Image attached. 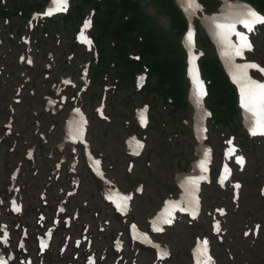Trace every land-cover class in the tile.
<instances>
[{
    "label": "rangeland",
    "instance_id": "obj_1",
    "mask_svg": "<svg viewBox=\"0 0 264 264\" xmlns=\"http://www.w3.org/2000/svg\"><path fill=\"white\" fill-rule=\"evenodd\" d=\"M4 1L5 4L10 5L11 0ZM25 1L30 2L32 0ZM38 1L44 5L47 0ZM244 1L250 2L258 8V6L253 2L249 0ZM70 2L72 7L70 9L71 12H78V16L75 17L76 19H70L71 21L69 23H66L67 28L61 25L59 27V30L56 29L57 31H59V33L55 37V39H53V37H50V40H42V42L45 43L48 47L46 50H51L55 56V59L57 58V61H55L54 65L55 72L51 74H65L75 72V65L79 64L82 58L90 57V55L84 52L80 47H76V51H73V56L70 60L71 64H69L67 62L68 59H66V53L69 52L65 51L63 54V48L60 47L61 45H64L63 42L69 41L71 39V35L77 28L79 22L82 18L90 13L91 9L90 3H83L80 0H70ZM20 4L24 5V3ZM219 4L215 6V2H213L212 6L210 7L213 9L207 8L206 10L217 11ZM74 5L76 8L73 7ZM146 10L153 13V10L149 5H147ZM205 13L209 15L208 12ZM55 19L59 21L60 18ZM190 19L197 24V37L198 44H200L199 46L203 48L208 57H212L213 53L211 45L207 44L206 46L201 44V38L204 36V31L201 27L202 12H200L199 15H194L192 18L189 16V20ZM57 21L48 20L46 23L41 22L40 25L45 28L49 24H52L53 28L55 29L57 26H59L60 23V21L59 23ZM61 21L64 22V19ZM158 21L164 29H168L169 19L167 15L160 16ZM2 23L5 25V20H1L0 24ZM19 24H23L25 26V21L22 15L14 14L13 16H11V21L4 26L7 29L4 37L6 40L9 39L8 33H15L16 27ZM36 31L37 30H35L34 32ZM102 31L103 28L101 26L94 25L90 32L92 33L90 35V39L96 52L100 53L101 50H103V54H109V46L98 40V35H101ZM123 34V39L112 36V42H119L125 45L126 48L124 53H127L129 55L135 54L139 56H141L142 54H153L149 49H144L143 51H141L138 46H133L132 44L133 41H136V43H139L141 41L143 36L142 31H140L139 33L137 31H134L133 34L123 32ZM56 42L59 45H56ZM64 48L68 47L65 46ZM4 49L7 50L8 45H4ZM72 50H74V48ZM45 51L38 53L37 59L39 61L45 60ZM90 51L94 52L93 49ZM246 59L255 61L262 66L263 71H259L258 73L255 72L257 76H260L259 74H264V27L258 30L256 35L253 36L252 49L248 53ZM137 60L138 61L134 62V67L132 68L133 70L142 68V62L146 61L147 59L145 57H140ZM129 64V61H123L122 68L131 69ZM145 64L147 66V63ZM9 68L13 72L11 75L12 78L7 79L6 82L5 80H3L2 82L0 81V120L4 118L5 111L2 93L8 92L10 88L12 91V86L15 84L14 80H16L18 77V67L10 65ZM149 68L152 69L151 65L149 66ZM143 69L144 68H142V70ZM34 70V73H39L40 78V74L43 71L42 66L38 67L36 65ZM150 78L151 80H154V77L148 76V79ZM49 79L51 80V75ZM36 81L38 80L36 79ZM124 82L125 81L120 82L117 92L113 96L107 98V108L110 110L112 116L111 121L106 123H98L94 119L90 126V134L93 144L95 146H99L104 150L107 163H111L113 166L111 173L122 186H125L128 183H135L137 180L145 181L146 190L140 198L136 199L131 211L132 215H129L130 219L134 218L142 226H144L147 215L146 212L151 213L154 208L160 203L161 198L164 196V193L168 189H173L175 174H180L189 170V162L194 157L196 145L195 141L191 138L190 130L192 109L189 104H186L181 109H171V114H167L166 111L168 109V105H166V97H162L159 93L156 92L152 93V91H146L145 93H134L132 90V84L129 81L126 83ZM45 91L46 88L35 90L36 96L31 100L27 97V93L24 94L22 102L17 107L16 121H14V124L16 126V130L19 132L16 136L17 138H19V142H23L22 139L24 138H32V127L34 126V119L35 117H37V114H39L40 112H44L40 97L41 94ZM144 98L152 99V113L154 114V121H166V125L162 123L163 128L160 129L157 124H154L153 129H148L146 149L151 159V173H148L147 167L144 166L141 160H138L136 162V170L132 174H127L124 170V161L121 151L122 138L125 134V130H123L122 127V119L125 116L130 115L132 107L134 105H138ZM205 104L209 108H211V105L214 106V104L211 103V100H209L208 97L206 98ZM89 105L90 103L86 101V106ZM51 121H54L55 127L48 134L50 140L48 144L45 145V148H39L38 157L41 155V153L44 154L48 150L54 148L55 142L61 135L62 119L60 117H50L48 116V114H44L43 116H41L42 126L45 129ZM239 121L240 119L238 114H235L233 116V123L215 124L213 121L209 120V135L206 139V142L210 144L215 151L214 164L215 170H217L221 158L220 151L222 149V146L224 145L223 138H225L231 132L236 134L242 151L245 152L247 157L244 169L242 171H236V175L241 181L238 198L235 199V201L232 200L233 197L230 187H227V190H223L220 189L221 187H217L213 184L206 186L203 191V217L198 222H194L192 226H187V221L185 219H182L180 223L174 226L175 230L171 237L168 235L167 240H164L162 238V240L166 241L170 245L173 252L170 260H168L164 264H188V247L190 246L192 241L191 233L193 236L208 233L209 225L207 213L211 212V208L213 206L220 204H224L227 207L228 214L225 216L224 221L222 222L224 228L227 230L224 236V244L221 245L218 242H213V247L216 252L215 256L218 260L217 264H264V138H257L255 142H253V140H249L244 135L242 127H238L237 123H239ZM24 146L19 147L22 150ZM18 158H21V155L17 154L16 150L12 154L7 151L6 146H0L1 192H5V189L2 188L3 181L7 178L9 169L13 166L14 162ZM38 166L40 168V172L37 176L38 178L35 179V177H33L34 179H32L30 178L29 174L24 177L27 181H31V185H33V187L30 185L29 189L20 188V194L24 198V210L21 214L15 215L13 217L14 220L12 222V230L14 232V236L12 238V248L16 250L17 257L11 264L25 263L23 258L25 257V255L21 252V250L18 249L20 229L16 230V221H20L21 223L26 225L29 232L35 233L37 230V224L35 223L36 212L34 213V210H36L35 207L39 205V202L35 205L25 198L28 194L30 199H32L33 192H37L36 184L39 185L42 181V177H40V175L41 172L45 173V163H43V161L40 159V161H38ZM23 168L28 171L26 163L24 164ZM81 168L85 173L83 165H81ZM18 177L20 181V176L18 175ZM90 180L91 179L89 177L84 176L83 174L81 188L78 193L83 194V196L82 198L81 196H77L70 199L72 209L75 208L78 203L81 204L83 198H87L90 202L89 205L91 204L92 201H90V198L88 196L89 191L92 187H94V185L92 182H90ZM94 203L100 202L96 200L94 201ZM33 205H35V207ZM2 210V217L7 219L9 216L6 213L5 206L2 207ZM45 211H52V207L46 208ZM92 211H94V209H91L90 212L81 209L80 218H78L76 221L74 234H80L83 223H94V225L91 227L94 232L93 247L98 242V238L102 237L107 242V252L111 254L110 259H113L115 254L111 252L112 237L115 235L114 233L116 231H118V233L119 230L124 231L126 223L124 222V220L115 218V216L112 214L111 216L107 215L105 217V219L110 220L109 224H106L104 222L105 219L101 217L100 213L95 217H92ZM107 212L108 211L106 208L102 209L103 214H106ZM98 221L99 223H102V225H104V231L99 230V228L97 227ZM255 222L260 226L259 234L257 236H254L252 234L244 236L242 234V231L247 227H251ZM44 226L46 225L44 224ZM42 229L43 227L41 229L39 227L38 231ZM57 237H59V235L55 233V238ZM55 238L51 246L52 249L45 256L46 264H64L66 261V259H59V256L56 253L59 240L56 241ZM33 242L35 243V235L33 236V239L32 237L26 239V245L28 246V248L33 246ZM103 243V241H99L98 245H103ZM226 246L229 247L230 251L232 252L229 253L230 257H232L231 259H228V255L226 254ZM100 254L101 253H99L98 255ZM149 256L150 253L148 251L140 253L141 261H146ZM81 261L82 259L80 258L77 260V262ZM101 261V264H105L107 262V257H104V259H102Z\"/></svg>",
    "mask_w": 264,
    "mask_h": 264
},
{
    "label": "trees",
    "instance_id": "obj_2",
    "mask_svg": "<svg viewBox=\"0 0 264 264\" xmlns=\"http://www.w3.org/2000/svg\"><path fill=\"white\" fill-rule=\"evenodd\" d=\"M13 0V7H23ZM83 2H95L98 14L95 18L96 25L103 28L98 40L107 45L112 41V36L124 38L123 32L133 34L142 31V39L138 43L133 41L141 51L149 49L153 54H142L147 61L151 62V73L158 76L157 88L164 94L173 98L177 107L185 97L184 54L179 41V33L185 25L184 17L174 0H82ZM264 6V0H256ZM35 2V0L33 1ZM27 3V1H26ZM149 5L153 13L146 10ZM102 6V7H101ZM128 17L123 19V16ZM162 15L169 19L168 29H164L158 21ZM207 39L204 38L205 44ZM126 46L119 42H112L111 52L115 55L116 62L120 65L123 61H129L131 69H127L130 75L133 71L134 60L127 58L124 53ZM106 49V48H104ZM103 54V50H101ZM103 57V56H102ZM104 63V61L102 62ZM202 66L208 73L210 100L214 104L215 116L221 123H228L236 112V95L232 85L228 82L222 68L214 58L205 57ZM229 120V121H227Z\"/></svg>",
    "mask_w": 264,
    "mask_h": 264
},
{
    "label": "flooded vegetation",
    "instance_id": "obj_3",
    "mask_svg": "<svg viewBox=\"0 0 264 264\" xmlns=\"http://www.w3.org/2000/svg\"><path fill=\"white\" fill-rule=\"evenodd\" d=\"M0 78H1L0 79L1 82L3 80H5L6 82V79L9 78V70L5 69L2 72V76L0 75ZM36 79L38 81H36ZM14 82L15 84H18L19 88L22 91H25V92H29L31 89L41 90L44 88H48V86L46 85L47 82L43 81L41 74L39 78V73L37 72L36 74H30L27 80H24L21 78V76H18L17 79L14 80ZM69 93L71 92H68L67 100H66L68 104L73 103L70 101V98L74 95V91H72V95H69ZM2 94H3V99H4V110L5 111H4V118L0 120V146L1 145L6 146L7 151L11 153H14V151L16 150L17 154L19 155L24 150L32 151L35 154L36 159L34 161L28 160L29 162L28 165L29 167H32L34 169L35 174L33 177H35V179L38 178L37 176H38V173L40 172L38 161H40L41 159L43 163H45V168H46L45 173L41 172L40 177H42V181L39 185L36 184L37 192L36 193L33 192L32 198L38 195L39 191H43L46 197L49 199V206H50L53 202L58 201L60 198L65 197L64 191L72 187L71 176L77 182V187L75 189L74 197L81 196L82 198L83 194L81 193L78 194V193L81 188L82 176L84 174V176H87L91 179L90 182H92L94 185V187H92L91 190L89 191L88 197L90 198V201L92 202L96 200L99 201L102 196V192L100 191L101 183H98L97 180L91 175L88 169V166H87L85 156H84L83 147L80 144H75L72 149V147L64 140V127L61 126V135L55 142L54 148H52L54 150L50 149L44 154L41 153V155L38 157L39 148H43V149L45 148V145L48 144L50 140L49 137L46 134H42V135L37 134V132H35L34 128L32 127V138H24L22 139L23 142L21 141L19 142V138L16 137L19 132L16 130V126L13 123V121H16L17 107L19 105L14 103V100H13L14 95H11V88L8 92L2 93ZM41 101L43 104L44 101L42 99ZM59 117L62 119V124H63L64 122V112L63 111L59 113ZM7 121H11L10 125H12L11 132L8 134L5 131L7 127L6 126ZM123 121H125V119ZM133 126L134 125L128 126V127L122 126L123 130L127 131L126 135H128L129 132L133 131ZM126 135L122 138L121 151H122L123 161H125L127 157V154L125 153L126 152L125 147H124V139L126 138ZM86 137L88 141L89 150L95 156H99L101 158V162H102L105 175L110 180H114V176L111 173L113 166L107 163L104 150L100 148L99 146H95L93 144L92 139H91V134L89 131ZM19 146H24V147L21 150ZM71 162H73L72 166L74 168V172L69 171ZM81 165H83L85 173L83 169L81 168ZM150 168H151V162L148 161L147 162L148 173H151ZM124 170H126L125 167H124ZM56 173L59 175V178H55ZM33 177L31 178L34 179ZM137 183H142L144 186V190H146V183L144 180H137L135 183H130V185L133 187ZM30 185H31V181L29 180V183H28L29 188H30ZM31 186L33 187V185ZM122 188L124 189V187ZM168 190H171V189H168Z\"/></svg>",
    "mask_w": 264,
    "mask_h": 264
},
{
    "label": "snow or ice",
    "instance_id": "obj_4",
    "mask_svg": "<svg viewBox=\"0 0 264 264\" xmlns=\"http://www.w3.org/2000/svg\"><path fill=\"white\" fill-rule=\"evenodd\" d=\"M58 2L66 5V0H58ZM242 23L244 24V27L247 28L249 32L253 31V26L256 24H264V17L259 16L254 11L248 10L246 12V19L242 20ZM89 25L88 23L85 24V28H87ZM218 28L222 30V35L225 36L228 31H231L232 26L228 25L227 27L224 25H218ZM83 36V33L81 34ZM236 35L240 38L241 44L239 47L235 49V55L239 56L242 54V49H251V45L247 43V38L240 33H236ZM189 40H191V36H189ZM256 65H243L238 66V71L233 74V78L237 81L244 80L245 86L241 89L242 91V104L243 107L248 111L252 112L253 115H256L258 117L256 121L255 127L252 129V135H264V83H257L255 81L248 80L246 78V74L242 73L244 72L245 68H255ZM197 94L199 96H203V87L198 83L197 85ZM234 151L233 149L229 150ZM237 163L243 165V158L242 157H236ZM203 167V164L201 165ZM227 172V169H225ZM203 178V177H202ZM227 176H222L221 183L224 179H226ZM16 211H19V208H15ZM167 222V221H166ZM219 230V229H217ZM206 245V242H205ZM46 242H42V247H46ZM202 255H206V247L201 252Z\"/></svg>",
    "mask_w": 264,
    "mask_h": 264
},
{
    "label": "bare ground",
    "instance_id": "obj_5",
    "mask_svg": "<svg viewBox=\"0 0 264 264\" xmlns=\"http://www.w3.org/2000/svg\"><path fill=\"white\" fill-rule=\"evenodd\" d=\"M188 5H190V1L187 0ZM69 64H71L70 59L67 60ZM80 77L79 82L82 88H89L95 84V80H108L114 77L112 73L106 74H96L94 72L86 71L84 67L80 68Z\"/></svg>",
    "mask_w": 264,
    "mask_h": 264
}]
</instances>
